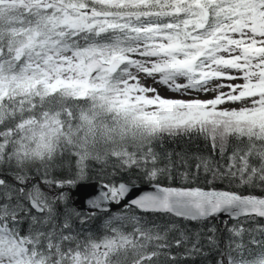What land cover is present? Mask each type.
Returning a JSON list of instances; mask_svg holds the SVG:
<instances>
[{
  "label": "snow or ice",
  "instance_id": "1",
  "mask_svg": "<svg viewBox=\"0 0 264 264\" xmlns=\"http://www.w3.org/2000/svg\"><path fill=\"white\" fill-rule=\"evenodd\" d=\"M0 264H264V0H0Z\"/></svg>",
  "mask_w": 264,
  "mask_h": 264
}]
</instances>
